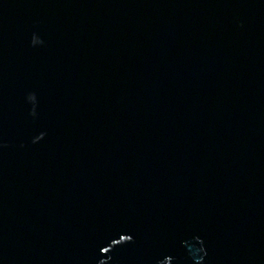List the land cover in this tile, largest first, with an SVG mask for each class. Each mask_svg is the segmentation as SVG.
<instances>
[{
    "label": "water",
    "instance_id": "95a60500",
    "mask_svg": "<svg viewBox=\"0 0 264 264\" xmlns=\"http://www.w3.org/2000/svg\"><path fill=\"white\" fill-rule=\"evenodd\" d=\"M0 264H264V0H0Z\"/></svg>",
    "mask_w": 264,
    "mask_h": 264
}]
</instances>
